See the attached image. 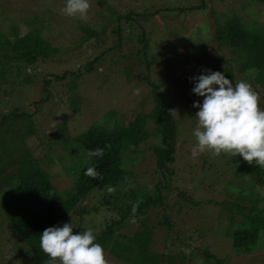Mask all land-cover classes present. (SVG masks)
<instances>
[{"label": "rangeland", "instance_id": "1", "mask_svg": "<svg viewBox=\"0 0 264 264\" xmlns=\"http://www.w3.org/2000/svg\"><path fill=\"white\" fill-rule=\"evenodd\" d=\"M90 3L85 17L73 18L62 12L66 0H0L1 36L13 41L27 30L39 28L38 36L47 48L54 49L39 57L41 60L34 68L17 67L19 75H30L28 82L16 79L15 73L11 72L13 75L9 80L14 78L15 82L0 89V114L11 109L23 110L29 114L30 121L29 130H25V124L21 126L25 131L20 139L13 136L8 122L3 126L7 131H0V155L10 160L11 147L20 148L17 152H27V157L46 172L54 189L58 192L68 190L73 186L74 165L80 172V168L85 170L89 164L86 154L75 148L74 138L94 126L113 128L136 124V115L148 112L153 105L147 82L160 83L162 93L176 110L177 140L170 164L173 173L168 180L171 186L178 187H182L184 179H200L202 184L195 186L193 191L194 182H186L183 187L186 193L188 190L192 194V200L197 201L194 206L181 203L172 192L167 195L165 209L177 213L171 217V236L176 232L181 244L170 245V239L164 238L163 230L155 224L159 212L147 211V224L152 225L149 249L162 254L161 264H201L208 254L212 256L207 264H216V261L219 264H264V228L259 230L258 245L247 252L231 248V239L226 235V229L232 231L235 225L232 223L228 228L229 219L238 213L246 214L253 204L243 195L255 193L254 174L247 168L250 164L240 156L223 153L215 156L207 151L192 157L191 149L196 144L193 135L197 125L195 115L199 109L189 108L183 97L194 84L190 78L200 75L202 70L227 62L236 70V56L228 47L214 41V24L221 23L232 13L246 22L245 26L264 35V3L254 0H204V3L201 0H90ZM188 6L193 8L185 9ZM128 11L136 12L134 18L119 22V27L123 33L130 31L134 35L128 41L124 37L116 49L110 47L98 57L100 51L110 46L113 38L110 28L117 22L114 18ZM85 28L102 33L83 40ZM140 31L144 33L142 38L138 36V41H145V48L134 39ZM5 51L12 52L10 49ZM146 59L150 62H145ZM89 62L91 68L85 70ZM45 80L48 83L44 85ZM243 81L259 92L260 104L264 107V92L261 91L264 86L256 84L258 82L249 75ZM197 101L202 103L203 97L198 96ZM150 127L151 123L147 121L145 128L150 131ZM20 140L22 145L16 146ZM126 141L130 146L123 151L119 165L138 175L143 185H151L158 179V173L152 175L154 157L151 154V146L157 139L147 136L136 142L132 136ZM127 142L120 146L123 148ZM128 155L136 160L130 163ZM81 156L82 162L85 160L83 166ZM239 160L246 163L245 174L240 171ZM1 168L3 174L12 170L11 166ZM182 171L183 180L176 175ZM227 180L234 184L231 191L224 188ZM240 182L246 187L238 186L237 189ZM1 189L6 190L2 182ZM257 192L264 195V185ZM84 199L88 201V198ZM257 208L264 215V201L257 202ZM98 217L99 214H89L82 223L95 229ZM74 223L73 233L76 230ZM7 225L8 220L0 216V229L5 231L0 234V264H35L29 250L16 253ZM128 233L127 229L120 228L114 231V236L124 241L120 234ZM181 246L185 255L193 251L191 259L185 258L180 263L166 262L167 254L175 253ZM105 251L110 264H134ZM9 256H12L10 260Z\"/></svg>", "mask_w": 264, "mask_h": 264}, {"label": "trees", "instance_id": "2", "mask_svg": "<svg viewBox=\"0 0 264 264\" xmlns=\"http://www.w3.org/2000/svg\"><path fill=\"white\" fill-rule=\"evenodd\" d=\"M254 1L264 3V0ZM201 2L204 3V0ZM193 6L196 7L197 5ZM193 6L185 7V9L190 10ZM135 14L136 12L128 11L116 15L114 19H117V22L112 23L110 28L113 37L110 46L100 51L98 57L110 47L112 50L116 49L122 43V39H125L124 37L127 41L131 39L134 33L130 31L123 33L122 28L119 27V22H129ZM245 23L231 13L221 23L214 24V41L219 45L228 47L230 52L236 56V70L234 71V68L229 64L230 62L225 65L216 63L211 70L223 73L226 78L232 81L233 85L237 79L241 81L245 79L246 75H249L255 83L258 82L256 84L259 85L260 83L264 86V35L245 26ZM38 30L39 28L27 30L13 41H9L0 35V89L4 90L6 84L10 86L15 82L14 78L9 80L10 76L13 75L10 74L11 72L15 73L16 79L28 82L30 75H19L17 67L32 66L34 68L35 63L41 60L39 57L49 51H54V49L47 48L44 44L45 41L38 36ZM83 31H85L83 40L95 35L100 36L102 33L101 30L96 32L88 28ZM143 33L140 31L134 37L138 43L142 44L141 48L146 47L145 41H138V36L142 38ZM132 42L134 43L133 40ZM6 49H10L12 52L8 53L5 51ZM143 56L145 57L144 51ZM145 62L149 63L150 61L146 59ZM91 64L89 62L84 67L85 70H89ZM235 73L239 74L234 79ZM55 76L57 78V75ZM43 83L44 85L47 84L48 80ZM147 84L150 88L149 94L153 105L148 112H141L136 115V124L130 123L126 126L113 128L94 126L74 138L75 148L81 150V154L84 152L89 160L87 169H96L102 175V179L93 180L84 174L87 169L80 168L81 171L78 172L74 165L72 171L73 186L68 190L58 192L53 188L46 172L27 157L29 155L26 154L27 152L19 153L17 151L20 148L13 146L11 147L10 160H5L3 155H0V182L6 187L4 192L2 189L0 190V216L2 219L8 220L7 231L12 237L11 243L16 253L29 250L33 254L35 264H47L49 257L39 247V237L42 232L46 228L54 227L62 222H75L74 234L88 228L94 229V226H85L82 223L83 219L92 213L99 214L98 226L93 230L97 235L96 242L100 243L105 250H108L116 258L125 259L134 264L162 263V254L149 249L152 240V225L147 224V211L149 210H153L155 213L159 212L160 216L155 224L163 230V237L170 239V245H174L176 242L181 244L180 238L175 235L176 232L171 236L173 233L171 217L177 213H173L171 209H165L168 200L167 195L172 192L176 198L182 201L181 203L194 206L197 201L192 200V194L188 193V190L186 193L183 187L186 182H194L195 184L191 186L193 191L195 186L202 184V181L200 179L197 181L185 180L182 171L181 174L176 173V175H180L179 178L184 179L181 181L182 187L171 186L168 178L173 173L170 164L173 160V151L177 140V125L174 114L171 115L169 110L174 109V106L167 95L162 93L160 83L157 84L149 80ZM193 87L194 84L190 86L188 93L183 95L184 103L185 105L188 104L189 108H194L193 103L197 101L198 97L192 92ZM261 91L264 92V89L261 88ZM0 115V131L2 133L7 131L3 128L7 122L13 129L15 138L20 139V136L24 134L23 132L29 130L30 121L27 112L11 109L2 112ZM147 121L151 123L150 131L145 128ZM23 124H25V130L21 129ZM132 136L135 137L136 142L144 140L147 136H153L157 139V143L151 146V154L154 157L152 175L158 173V179L153 178L152 181H155L151 185H143L139 181L138 175H133V171L123 169L119 165L122 161L123 151L130 146L126 139ZM123 142L128 144L126 143V146L122 148L120 144ZM19 143L21 144V140L15 145L19 146ZM98 147L104 149L103 156L90 157L88 155L89 149L95 150ZM15 151L17 153L14 156ZM129 157H131L128 158L130 163L136 160L131 155ZM82 160L83 157L81 156L80 164L83 166L85 160L83 162ZM2 161L7 162L2 163ZM240 165V171L244 174L247 168L254 174L253 189L255 193L253 195L252 193H243L245 199L253 204L246 214L238 213L229 219L228 228L231 227L232 223L235 225L232 231L226 229V235L231 239V248L239 252H247L250 251V248L258 245L259 230L264 228V215L260 214L261 209L257 208V202L264 201V195L257 192L259 187L264 185V168H260L255 163L246 168L244 161H240ZM4 166H11L12 170L3 174L1 167ZM231 182V180L226 181L225 190L234 189V184ZM242 184V182L240 185L237 184V189H239L238 186L241 189L246 187ZM84 198H88V201H84ZM134 204L138 205L134 214L136 223L130 222ZM120 228L129 231L128 235L120 234L124 241H119L114 236V231ZM3 232H5L4 229H0V234ZM180 248L175 253H168L165 257L166 262L180 263L185 258L192 257L193 251L185 255L186 253L182 251L184 247L181 246ZM211 256L210 254L205 255L201 264H207ZM216 264L219 262L216 261Z\"/></svg>", "mask_w": 264, "mask_h": 264}, {"label": "clouds", "instance_id": "3", "mask_svg": "<svg viewBox=\"0 0 264 264\" xmlns=\"http://www.w3.org/2000/svg\"><path fill=\"white\" fill-rule=\"evenodd\" d=\"M90 8V0H66L62 12L69 17L83 18ZM190 80L194 82L192 92L203 97L202 103H193L199 111L195 115L196 144L191 149L192 157L206 151L215 156L223 153L240 156L249 164L264 168V107L260 104L259 92L243 80L233 85L223 73L211 69L202 70ZM169 111L171 115L176 113L175 109ZM103 154L104 149L99 147L88 151L90 157ZM84 174L93 180L102 179L94 168L87 169ZM137 207L133 205L132 223H136ZM96 241L93 229L74 234L71 222L46 228L39 237V247L49 257L47 264H110L105 249Z\"/></svg>", "mask_w": 264, "mask_h": 264}]
</instances>
